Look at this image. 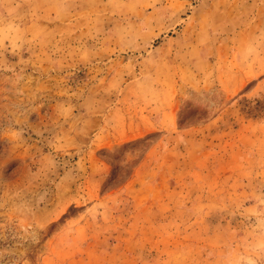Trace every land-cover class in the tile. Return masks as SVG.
I'll return each mask as SVG.
<instances>
[{
	"label": "rangeland",
	"instance_id": "374dc122",
	"mask_svg": "<svg viewBox=\"0 0 264 264\" xmlns=\"http://www.w3.org/2000/svg\"><path fill=\"white\" fill-rule=\"evenodd\" d=\"M0 264H264V0H0Z\"/></svg>",
	"mask_w": 264,
	"mask_h": 264
}]
</instances>
